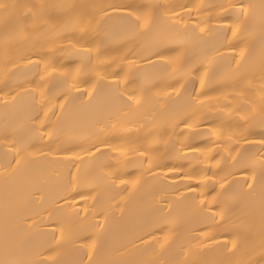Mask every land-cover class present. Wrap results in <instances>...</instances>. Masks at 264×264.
<instances>
[{
  "label": "bare ground",
  "instance_id": "6f19581e",
  "mask_svg": "<svg viewBox=\"0 0 264 264\" xmlns=\"http://www.w3.org/2000/svg\"><path fill=\"white\" fill-rule=\"evenodd\" d=\"M3 2L85 6L108 3L169 4L177 6L175 12L184 17L185 23L199 24L204 32L197 29L196 33H166L170 38L185 42L182 54L174 65L181 69L177 75L171 69L160 66L149 68L147 61L143 60L129 66L130 61L123 59L126 49L120 47L123 41L118 31L112 32L106 39L108 29L101 22L94 26L95 32L90 33L95 41L89 45L80 38L81 33L75 23H68V18L64 17L51 22L58 27L63 26L59 31L32 32L26 34L27 39L9 38V55L28 53L33 61H45L38 69L27 65V61H17L22 69L17 72L11 65L10 70L4 68L6 38L0 27V89L10 77L15 84L23 85L16 88L21 94L15 101L7 96L6 91H0V97L8 100V107H5L0 99V258L6 237L12 250L21 258L46 259L53 255L46 251L49 237L45 233L53 227L48 221V214L43 213L44 225L38 227L33 223V219L37 223L40 219L36 212L38 197L42 194L41 185H45L43 195L47 202L44 207L54 208L49 198L55 197L69 167L57 161L77 160L72 152L55 150L47 159L44 158L50 151L44 134L52 129L40 125L37 118L39 109L36 105L41 102V94L45 100L51 101L44 111L59 103L65 105L63 110L56 109L57 116L61 117L58 122L56 117H52L53 123L58 124L57 142L75 149L83 162L77 164L78 173L76 167L72 168L73 174L81 182L97 186L98 191L89 195L101 199L102 206L108 210L100 258L119 259L122 264H146L149 261L153 264H181L185 260L190 264H218L225 259L220 245L231 239L232 233L242 234L250 227L258 233V194L241 198L238 185L228 187L233 177L223 181L224 188L215 182L236 171L232 167L235 160L229 159V154L236 160L243 157L242 163L258 162L264 158V145L260 143L264 140V123L259 118V106L252 113L247 109L238 111L249 98H258L260 89L264 87V67L260 62L264 54V22L259 8L249 10L250 14L245 18L240 14L241 0H0V3ZM245 3L259 5L261 0H245ZM185 5L192 10L191 18L184 15L182 6ZM194 5H199V8H194ZM86 10L93 11L91 8ZM225 29H231L227 36ZM97 46L101 51L107 49L99 60L105 64H112L113 60L116 63L111 67H102L97 62ZM89 48L93 49L91 57L86 55ZM241 51L247 58L246 61L241 60V64L248 74L245 81L248 87H219L229 81L231 69L235 67L232 57L239 59ZM49 64H54L58 71L47 67ZM121 68L124 69L121 90L124 88L122 78L127 74L129 79H135V83L128 86V94L131 95V90L137 88L142 92L144 106L139 111H129L110 87L117 80L113 73ZM93 75L94 79L88 85H80L81 92L92 91L93 98L88 103L89 97L81 99L72 85ZM201 78L205 81L203 89L199 82ZM177 79L180 83H176ZM92 85H95L94 89ZM25 92L36 93L35 102L31 95H24ZM202 92L206 95H199ZM197 100L203 101V104L194 103ZM101 116L104 123L97 124ZM39 118L43 119L42 116ZM184 120H188L190 128H185L181 122ZM177 124L179 127H176ZM37 128L39 134L44 135V140L39 139ZM181 132L184 135H178ZM98 135L117 148L118 157L114 153L104 159L115 162L119 158L121 171L126 173L122 178L129 182L126 190L114 200L110 199L112 190L102 179V172L111 169H101L98 162L76 148L81 140L91 137L90 142H94ZM13 143L18 147L31 145L17 157L21 159V165L14 174L11 169H6L4 156L5 152L13 151ZM141 146L155 149L149 153L151 171L147 163L143 168L139 167L136 149L143 151ZM157 163L161 166L157 167ZM172 167L191 176V179L170 172L168 169ZM259 173L257 163L253 173L236 171L235 178L242 181L248 175H255L258 180ZM205 181L214 182L215 190L211 184L204 186L202 182ZM202 193L216 196L219 206L214 205L212 211L223 212L224 221L217 220L221 227H207L210 221L196 205L202 199H210L211 195L205 197ZM82 206V203L76 204L77 208ZM96 220L104 223L100 216ZM147 232L153 233L155 242L146 236ZM140 236H145L147 243H142ZM209 236L215 239H209ZM76 249L77 245L67 240L56 258L64 264H72L83 255ZM36 253H43V256H36Z\"/></svg>",
  "mask_w": 264,
  "mask_h": 264
},
{
  "label": "snow or ice",
  "instance_id": "6c2138e0",
  "mask_svg": "<svg viewBox=\"0 0 264 264\" xmlns=\"http://www.w3.org/2000/svg\"><path fill=\"white\" fill-rule=\"evenodd\" d=\"M175 5L162 4V3H145V4H135V3H108V4H98V5H76V4H29V3H18V2H3L0 3V27L3 29L5 36V61L4 68L9 69V65L17 72L22 71L20 64L17 61H27V65L32 68H40L42 63L45 61H33L28 53H16L9 55L7 49L11 47L9 38L15 39L21 37L27 39L28 33L32 32H56L61 30L62 25L58 27L57 25L51 23L52 21H58L61 18L67 17L68 23H75L76 29L81 33V39L85 40L86 43L92 45L95 41V37L91 36L90 33L95 32L96 25H102L104 28L108 29L106 34V39L110 38L112 32L118 31L122 39L121 48L126 49V53L123 59L130 61L129 66H135L137 61H147V67L155 68L160 66L164 69H171L177 75L180 74L181 69L175 68L181 53V49L184 47L185 42L180 39L170 38L166 33H186L191 31L196 33L204 32V28L200 27L199 24L193 23L189 25L184 22V17L175 12ZM185 9L184 15L189 18L192 17V10L188 7L182 6ZM194 8H199V5H194ZM223 7V6H221ZM233 8L235 6H232ZM91 8L93 11L89 12L86 9ZM259 8L261 13V20L264 22V0H261L259 5L245 3V0H241L240 3V14L248 18L249 10H255ZM171 13V14H170ZM228 17H225L227 19ZM163 24V28H162ZM231 29H225L224 33L227 36V32ZM232 35H235V31H232ZM175 45V46H173ZM231 47V45H229ZM92 48H89L86 55L91 57ZM97 54V62L102 67H111L112 64L116 63L115 60L112 64H105L103 61L99 60L100 56H103L107 49L101 51L99 46L95 49ZM239 59L236 56L232 57V61L235 65L231 69V76L229 81L224 84L219 85V87H232V88H244L248 86L245 81L248 79V74L243 71L244 65L241 64V60H247L245 53L241 51L239 53ZM260 62L262 67H264V54L261 55ZM47 67H52L54 71H58L54 64H49ZM10 70V69H9ZM47 70V68L45 69ZM124 71L121 68L119 71L114 72L113 75L117 77V80L113 82L110 87L114 89L116 98L122 101L123 105L129 109V111H139L143 108L142 92L140 89L131 90V95H129V85L135 83V79H129L127 74L123 76L124 88L121 90V73ZM79 72V70H77ZM71 75V72L69 73ZM15 73H13V77ZM182 78V77H181ZM94 79L93 76L88 78L78 80L72 85L73 88L77 90L78 95L81 99L84 96L89 97L88 103H91L92 91L85 90L80 91V85H88L90 81ZM200 87L203 89L205 87V81L203 78L200 79ZM176 83H180L177 79ZM22 88V84H15L12 77L4 81L3 89L0 91H6L7 96L13 101L16 100L17 96L21 93L16 91V88ZM95 88V85H92ZM210 91H215L216 89H209ZM261 95L256 98H249L248 102L241 105L238 111L247 109L249 113L254 112L256 106H259V118L262 123H264V87L260 89ZM243 94L242 92L240 93ZM24 95H31L33 102H35L36 93L25 92ZM199 95H206L202 92ZM67 93H65V97ZM4 101V106L8 107V100L5 97H0ZM51 101H47L43 98L41 94V102L37 104L39 109L40 119L39 123L42 126L50 127L52 131L46 132L44 135L47 136L49 141V153L44 156L45 159L51 155V151L60 152H72L73 155L77 156V160L71 158L67 160L57 161L58 163H65L69 165L67 170V176L64 178L62 185L56 192L54 198H49L51 203L55 205L54 208L44 207L47 202L46 197L43 195V188L45 185H41V195L38 197L39 206L36 215L39 216V222L33 219V223L40 225L45 224V217L43 213L48 214V221L53 224V227L45 233L49 237L48 247L46 251L52 253L46 259L29 258L24 259L15 254L12 250L7 237L5 238L3 256L0 258V264H64L63 261L56 258L59 254L60 249L63 247L67 240H71L73 244L77 245V251L82 252L83 255L72 262V264H122L119 259H104L100 258L103 234L105 225L108 220V210L102 206L101 199L97 196L89 195L91 192H97L98 188L96 185L83 183L77 176L72 172V168L76 167L77 173L80 171L77 167L78 163L83 161L79 159L78 154L75 149L68 148L62 143H58L59 136L57 134L58 124L53 123L52 117H56L58 122L61 117L57 116V107L63 110L65 105L59 103L49 108V111H44L48 108ZM194 103L203 104V101H195ZM51 112V116H49ZM191 119V117H189ZM47 121V124L45 123ZM185 128H190L191 125L188 120L181 121ZM104 117L101 116L97 119V124H103ZM176 127H179L177 124ZM37 135L40 140H44V135L39 134V128L36 129ZM178 135H184L183 132ZM91 137L81 140L76 148H80L84 154L91 160L98 162L101 169H111L108 172H102V179L106 182L107 187L112 190L113 195L110 199L114 200L116 196H119L121 192L125 191L127 184L129 182L125 181L122 177L126 175L121 171V160L119 158L112 162L111 159L105 160V157H112L115 153L117 157L119 156L118 150L108 139L100 138L99 135L94 142H90ZM223 143V141H222ZM264 145V140L260 141ZM53 145L55 146L53 148ZM31 145H20L17 146L16 143L12 145V152H5V167L6 169H11L14 174L21 165L20 157L22 151H27V148ZM192 148V145H186ZM137 148V160L139 162V167L143 168L144 164L149 165V171H151L152 158L149 155L155 149L149 146H141ZM224 149H221L223 151ZM198 152L199 149H194ZM12 156V159H8V156ZM229 159L235 160L232 165L233 169L242 173H253L255 167L259 166L260 173L259 179L257 180L255 175H248L242 181L236 179V171H231L227 176H222L220 181L215 183L220 184V188H224L223 181L228 180L229 177H233L229 181L228 187L231 188L233 185H238L240 188L241 198L252 197L254 193L258 194L260 201V228L258 233L253 230L252 227L247 229L244 233H232L231 239L226 243L220 245L224 250L225 259L218 262V264H264V158H261L258 162H247L242 163L241 160H236L229 154ZM15 165L16 167H13ZM219 166V161H217ZM161 165L157 163V167ZM170 172L177 175H184L187 179H191L186 173H182L177 168H169ZM119 182V183H118ZM215 183L212 181L202 182L204 186L211 184L215 190ZM124 186V187H121ZM88 193V194H86ZM205 197L211 195L210 193H202ZM78 198V199H77ZM82 203L81 208H77L76 204ZM219 206L217 198L215 195H211L210 199H202L198 202L196 207L198 210L210 221L207 225L208 228L221 227V224L217 223L219 218L220 221H224L223 212L217 211L213 212V206ZM71 209V212L67 210ZM161 212L164 211L163 208L160 209ZM100 216L103 218L104 223L96 220V217ZM204 235H208L204 233ZM147 237H150L154 242L156 237L152 232L146 233ZM209 239L214 240V236H209ZM142 243H147L145 236L139 237ZM36 256H43V253H36ZM146 264H153L149 261ZM181 264H190L189 261H182Z\"/></svg>",
  "mask_w": 264,
  "mask_h": 264
}]
</instances>
